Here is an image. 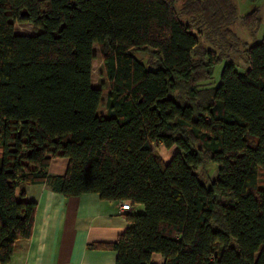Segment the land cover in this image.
Masks as SVG:
<instances>
[{
    "label": "trees",
    "instance_id": "trees-1",
    "mask_svg": "<svg viewBox=\"0 0 264 264\" xmlns=\"http://www.w3.org/2000/svg\"><path fill=\"white\" fill-rule=\"evenodd\" d=\"M179 1L0 0V264L32 236L37 203L25 189L35 184L98 194L121 211L130 202L126 212L142 205L117 240L92 245L116 251L117 264H156V254L163 264H264V36L244 44L247 70L226 64L202 103L198 84L222 57L201 36L233 50L237 8L183 0L185 23ZM257 20V10L243 18ZM16 23L40 31L20 34ZM95 44L110 82L106 115L92 84ZM142 48L153 50L147 64L134 55ZM182 86L190 102L174 97ZM157 144L175 149L168 162ZM56 158L68 159L65 175L48 173ZM204 160L216 167L210 183Z\"/></svg>",
    "mask_w": 264,
    "mask_h": 264
},
{
    "label": "crops",
    "instance_id": "crops-1",
    "mask_svg": "<svg viewBox=\"0 0 264 264\" xmlns=\"http://www.w3.org/2000/svg\"><path fill=\"white\" fill-rule=\"evenodd\" d=\"M68 159H53L50 175H65ZM26 199L37 203L34 229L30 239L16 243L9 264H117V252L92 247L110 243L129 226L128 214L119 201L102 200L98 194L65 197L47 184L28 185ZM163 264L161 255H154Z\"/></svg>",
    "mask_w": 264,
    "mask_h": 264
},
{
    "label": "rangeland",
    "instance_id": "rangeland-1",
    "mask_svg": "<svg viewBox=\"0 0 264 264\" xmlns=\"http://www.w3.org/2000/svg\"><path fill=\"white\" fill-rule=\"evenodd\" d=\"M232 3L237 8V19L229 26L231 30H233L236 35L239 37L240 42H233L232 43L233 50H231L228 46H220L216 48L211 41L207 38V33L204 36H201V43L205 49H210L216 52V54L220 55L222 59L216 64L214 67V75L213 79L200 82L198 84L199 89V101L204 102L207 98V95L210 93L211 87H216L220 83L221 73L226 64L233 63L239 72H245L249 67L247 62V57L245 55V43L251 45L259 42L262 40L264 36V0H258L257 2H250L248 0H231ZM183 0H180L177 5L176 9L179 14L180 19L188 23L189 18L187 19L181 11V5ZM253 10L258 11V20L256 26L254 28L248 27L243 18L248 15ZM16 32L20 34L26 35H35L40 30H36L34 26L30 23H16ZM250 28V29H249ZM226 29V27L224 28ZM251 29H255V31H251ZM222 32L223 30L220 29ZM210 31V30H209ZM193 32L197 34V30L193 29ZM213 34H211V37ZM249 46V45H248ZM102 46L99 44L94 45L95 51V59L93 60V71H92V84L94 87H98L102 89L103 92V100L102 105L99 108L100 115L107 114V94L110 87V82L106 75V69L104 64V54L102 50ZM153 50L149 48H142L134 50V55L141 60L144 64H147L149 61L153 59L152 57ZM174 97L181 101V102H190L192 100L191 96L189 95L188 87L182 86L181 90L174 92ZM155 153L160 157L164 162H168L170 158L175 153V149H167L163 144H157L155 146ZM199 173L201 178L210 183L212 179L216 177V167L212 162L208 160H204L202 166L199 168ZM262 181H264V172L262 174ZM228 201L225 197L220 198V203L226 204ZM143 211V210H142ZM141 211V212H142Z\"/></svg>",
    "mask_w": 264,
    "mask_h": 264
},
{
    "label": "built area",
    "instance_id": "built-area-1",
    "mask_svg": "<svg viewBox=\"0 0 264 264\" xmlns=\"http://www.w3.org/2000/svg\"><path fill=\"white\" fill-rule=\"evenodd\" d=\"M130 202H125L121 205V209L122 211H127V210H130Z\"/></svg>",
    "mask_w": 264,
    "mask_h": 264
}]
</instances>
